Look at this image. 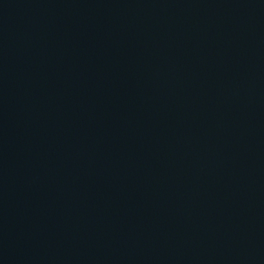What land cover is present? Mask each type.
Wrapping results in <instances>:
<instances>
[{
    "label": "water",
    "instance_id": "obj_1",
    "mask_svg": "<svg viewBox=\"0 0 264 264\" xmlns=\"http://www.w3.org/2000/svg\"><path fill=\"white\" fill-rule=\"evenodd\" d=\"M0 264H75L48 221L1 159Z\"/></svg>",
    "mask_w": 264,
    "mask_h": 264
}]
</instances>
